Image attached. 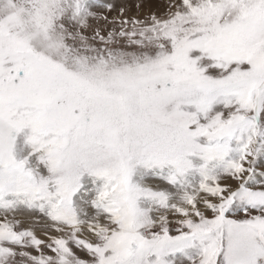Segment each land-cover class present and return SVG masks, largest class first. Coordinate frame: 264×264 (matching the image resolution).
<instances>
[{"label": "snow or ice", "instance_id": "6c2138e0", "mask_svg": "<svg viewBox=\"0 0 264 264\" xmlns=\"http://www.w3.org/2000/svg\"><path fill=\"white\" fill-rule=\"evenodd\" d=\"M0 264H264V0H0Z\"/></svg>", "mask_w": 264, "mask_h": 264}]
</instances>
